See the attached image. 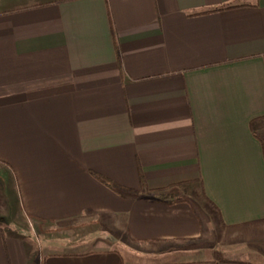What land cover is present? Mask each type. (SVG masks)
<instances>
[{
    "label": "crops",
    "instance_id": "crops-1",
    "mask_svg": "<svg viewBox=\"0 0 264 264\" xmlns=\"http://www.w3.org/2000/svg\"><path fill=\"white\" fill-rule=\"evenodd\" d=\"M262 138L264 0H0V264H264Z\"/></svg>",
    "mask_w": 264,
    "mask_h": 264
},
{
    "label": "rangeland",
    "instance_id": "rangeland-1",
    "mask_svg": "<svg viewBox=\"0 0 264 264\" xmlns=\"http://www.w3.org/2000/svg\"><path fill=\"white\" fill-rule=\"evenodd\" d=\"M193 202L195 203V206H196V208L199 210V212L201 213V214H203L204 213V209H203V207L201 206L200 207V205L196 202V200H194L193 199ZM20 227L22 228V230H17L16 231V233H18V234H20V235H22L24 232H26V233H29V232H33V227H32V225H31V221L30 220H28V219H26L25 220V223H23V224H20ZM37 241H39V238L37 239ZM217 247V246H216ZM225 249H226V245L225 244H220L217 248H215V252H218V253H221L222 251H225ZM212 251H213V249H212ZM151 259H154L153 257H146V258H141L140 259V261H144V260H146V261H151Z\"/></svg>",
    "mask_w": 264,
    "mask_h": 264
},
{
    "label": "trees",
    "instance_id": "trees-1",
    "mask_svg": "<svg viewBox=\"0 0 264 264\" xmlns=\"http://www.w3.org/2000/svg\"><path fill=\"white\" fill-rule=\"evenodd\" d=\"M224 7H229V5L228 6H224ZM261 142H262L263 151H264V138L261 139ZM91 174L97 180H99L103 184L107 185L108 187H110L111 189H113L114 191H116L119 194H125L128 191L127 188L120 186L119 184L115 183L114 181L110 180L109 178H107V177H105V176H103L101 174H98V173H95V172H92V171H91ZM158 197L159 198H165L164 196H162V194L158 195Z\"/></svg>",
    "mask_w": 264,
    "mask_h": 264
}]
</instances>
